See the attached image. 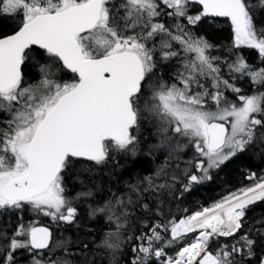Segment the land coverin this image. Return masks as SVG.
Masks as SVG:
<instances>
[{
	"label": "snow or ice",
	"instance_id": "obj_1",
	"mask_svg": "<svg viewBox=\"0 0 264 264\" xmlns=\"http://www.w3.org/2000/svg\"><path fill=\"white\" fill-rule=\"evenodd\" d=\"M0 19V264H264V0H0ZM117 156L143 162L122 191L93 180Z\"/></svg>",
	"mask_w": 264,
	"mask_h": 264
},
{
	"label": "trees",
	"instance_id": "obj_2",
	"mask_svg": "<svg viewBox=\"0 0 264 264\" xmlns=\"http://www.w3.org/2000/svg\"><path fill=\"white\" fill-rule=\"evenodd\" d=\"M13 26V21L10 20H3L0 19V32L2 31H10L11 27ZM205 32L204 34L207 35L208 39L211 43L214 45L220 46L222 44H229V36H230V28H229V22L225 18H219L217 23L214 26L208 27L205 26ZM243 54L248 58L249 63H255L259 60V55L256 50H249V49H242L241 50ZM219 55L220 53H215ZM239 87L242 88H251L250 85H246V83L238 84ZM264 91V89H261ZM248 94H251V91L249 90ZM117 161H119V164L110 163L107 167L102 169H97L93 180L98 182L101 186H111L113 190H116L119 188L121 191L123 190L122 184H117L116 181L120 180H127L131 174L136 173L141 169L142 161L141 158L137 157L136 160L132 159H125L120 156H117L115 158ZM162 159V158H160ZM141 161V162H137ZM159 162V160L157 161ZM256 163H259V160L256 161ZM223 176L224 174L221 173ZM70 187L73 188V192L80 191V185L78 182L74 183L73 185H70ZM216 191H219L217 188ZM213 193L209 188H204L201 190L200 193L195 194V198L200 199L201 201L205 200L206 197L211 196ZM91 201H89L90 203ZM86 211V206L82 208V212ZM29 213L26 211L25 216L26 218L29 217ZM16 214L11 215H0V227H2L5 222L7 221H15ZM45 223L48 221L45 220ZM82 226L84 228H97L99 225L87 218V216H84V219L82 220ZM70 233H65V235H68ZM21 264H27V261L22 259Z\"/></svg>",
	"mask_w": 264,
	"mask_h": 264
}]
</instances>
